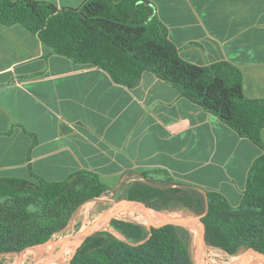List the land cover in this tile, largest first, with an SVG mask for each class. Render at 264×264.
I'll return each mask as SVG.
<instances>
[{"label": "crops", "instance_id": "crops-1", "mask_svg": "<svg viewBox=\"0 0 264 264\" xmlns=\"http://www.w3.org/2000/svg\"><path fill=\"white\" fill-rule=\"evenodd\" d=\"M150 1L184 59L230 61L243 73L245 95L264 98V0ZM261 154L152 72L135 87L117 84L103 69L55 53L23 25L0 22V177L28 178L32 169L59 181L88 170L118 186L162 168L237 206Z\"/></svg>", "mask_w": 264, "mask_h": 264}, {"label": "trees", "instance_id": "trees-1", "mask_svg": "<svg viewBox=\"0 0 264 264\" xmlns=\"http://www.w3.org/2000/svg\"><path fill=\"white\" fill-rule=\"evenodd\" d=\"M0 22L23 25L55 53L93 64L117 84L135 87L150 71L262 150L237 206L220 192L177 180L162 168L143 170L118 186L106 185L88 170L59 181L32 169L28 178L0 177V254L48 242L85 202L102 195L117 202L139 200L157 211H194L205 224L208 246L229 255L249 248L264 253V98L245 95L237 65L184 59L150 0H84L78 7L62 8L44 0H0ZM109 227L89 235L68 264H197L185 226L113 218Z\"/></svg>", "mask_w": 264, "mask_h": 264}, {"label": "rangeland", "instance_id": "rangeland-1", "mask_svg": "<svg viewBox=\"0 0 264 264\" xmlns=\"http://www.w3.org/2000/svg\"><path fill=\"white\" fill-rule=\"evenodd\" d=\"M115 206H117L116 211L123 209L125 206V200L117 202L110 195H102L100 197H96L94 199L85 202L74 214L73 220L71 221L70 225L66 227V229L63 232L55 235L52 239H50L48 242L42 245H37L25 249L21 252H8V253L0 254V264H32L37 258L43 255L62 250L64 246V240L66 238H70V237L76 238L80 234V232H82V228H84V230L86 228L88 229L91 226V224L95 220H97L96 218H100L103 214H105L109 210H112ZM140 206L145 208L142 205ZM130 209L136 211L137 213H134L133 215L119 213L114 217L110 216L106 218L104 220L105 222L99 226V230L110 229L109 225L113 218L129 220V221L132 219L133 222L141 223L146 226H151V223L149 222L146 214H144L138 207L136 209L130 207ZM159 214L163 217V220L158 224L162 223L167 218L189 217V216L192 217L196 215L193 212L186 209H171V210H162V211L154 210L150 212V216H156ZM187 228L190 229L191 231V241H190L191 252L195 261H198L199 264H234L237 261V258H239V256H241L246 250L244 249L239 253H237L236 255H229L221 249L208 246L207 251L203 252L200 258H198L197 246L199 244L200 237L197 236V234L194 231H192L191 228L189 227ZM70 244L71 243H68L67 246H69ZM69 255L70 253L68 252V257ZM54 261L56 262L55 264H68L69 258H67V253H66V256L64 258H60ZM261 264H264L263 259L261 260Z\"/></svg>", "mask_w": 264, "mask_h": 264}, {"label": "water", "instance_id": "water-1", "mask_svg": "<svg viewBox=\"0 0 264 264\" xmlns=\"http://www.w3.org/2000/svg\"><path fill=\"white\" fill-rule=\"evenodd\" d=\"M138 205H142L146 208L147 212H150L151 209L146 203L141 202L139 200H125V206L122 210L120 211H114V210H109L108 212H106L105 214H103L100 218H98L97 220H95L91 226L84 232H81L77 237H79L78 239V245L77 248L75 250L72 251L71 257L69 258V260L72 258V256L75 254V252L79 249V247L81 246V244L84 242V240L91 234L95 233L96 231L99 230V225L108 217L110 216H116L117 214L121 213L123 210L128 209L130 207H134V206H138ZM194 221H198L200 224V228H198V232H199V237H200V241L199 244L197 246V257L199 258L201 256V254L203 252H206L208 249V244H207V240H206V227L205 224L201 218V215H195V216H189V217H174V218H168L165 221H163L161 224H154L152 222L151 226H155V227H163L169 224H175V225H182L185 227H189L191 228V224ZM76 237V238H77ZM75 238L74 237H70V238H66L64 240V246L63 249L60 251H55V252H51L48 253L46 255H43L39 258H37L32 264H40L43 261H54L60 258H64L66 256V251H67V244L74 241ZM42 245V244H41ZM248 251H251L253 253V255L258 256L260 258H262L264 260V253L256 250V249H246L245 252L239 256V258L241 259L242 256H244ZM240 259H238L234 264H241ZM197 264H199L198 261H196Z\"/></svg>", "mask_w": 264, "mask_h": 264}, {"label": "bare ground", "instance_id": "bare-ground-1", "mask_svg": "<svg viewBox=\"0 0 264 264\" xmlns=\"http://www.w3.org/2000/svg\"><path fill=\"white\" fill-rule=\"evenodd\" d=\"M136 207H138L144 214H146V216L148 217V220H149V222H152V223H154V224H158L159 222H161L162 220H163V217L159 214V215H156V216H150V212L151 211H154V210H151L150 212H147L146 210H145V208H143V207H141L140 205H138V206H136ZM91 208V207H90ZM112 210H114V211H116L117 210V206H115ZM122 210V209H121ZM120 211V210H119ZM103 212V211H102ZM194 212V211H193ZM121 213H125V214H130V215H133L134 213H137L136 211H134V210H131L130 208H128V209H125V210H123ZM87 215V214H86ZM133 217V216H132ZM172 218H174V217H172ZM96 219H98V218H96ZM168 219V218H167ZM128 221V220H127ZM130 221H132V219L130 220ZM105 221H103L102 223H104ZM101 223V224H102ZM100 224V225H101ZM161 224V223H160ZM99 225V226H100ZM191 230L192 231H194L196 234H197V236H199V232H198V228H199V226H200V224H199V222L198 221H194V222H192V224H191ZM83 227V226H82ZM81 227V228H82ZM99 228V227H98ZM87 230V228L84 230V228H82V232H84V231H86ZM81 233V232H80ZM71 236V235H70ZM69 236V237H70ZM78 239H79V237H77V238H75V240L74 241H72V242H70V243H73V244H71V245H69L68 246V248H67V258H70V257H68V252L70 253L71 251H73V250H75L76 248H77V245H78ZM200 258V257H199ZM241 258H243V259H246V260H248L251 264H261V260H262V258H260V257H258V256H255V255H253V253L252 252H250V251H248L244 256H242ZM236 259V258H235ZM68 260V259H67ZM238 260V259H237ZM55 264L56 262L55 261H53V263L51 262V261H43L41 264ZM241 264H245L246 263V261H245V263H243V261H241L240 262Z\"/></svg>", "mask_w": 264, "mask_h": 264}]
</instances>
